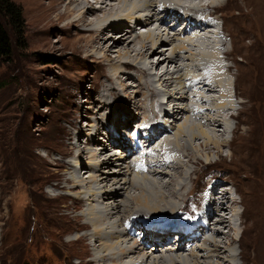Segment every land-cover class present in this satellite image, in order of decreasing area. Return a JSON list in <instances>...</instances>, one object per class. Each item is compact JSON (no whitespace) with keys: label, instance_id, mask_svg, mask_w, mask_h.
Here are the masks:
<instances>
[{"label":"rangeland","instance_id":"1","mask_svg":"<svg viewBox=\"0 0 264 264\" xmlns=\"http://www.w3.org/2000/svg\"><path fill=\"white\" fill-rule=\"evenodd\" d=\"M12 1L22 10L25 39L21 44H16L13 39L15 43L13 59L9 63L0 64V264H94L95 256H99L96 253V247L100 248L101 246L99 240L96 239V234H93L94 227L88 221L87 214L90 207L87 199L91 196L94 199V191L98 188L93 182L90 186L91 192L86 190L87 185L74 189L73 184L75 183L72 176L89 182L90 176H92L90 169H92V172L94 171L93 174L95 175L97 166L94 165V161L90 164V167H87L86 162H90L91 153H95L97 156L100 155L102 152L100 147H104L101 145L106 144L103 140L110 135L108 131L112 126L111 121L119 115L123 116L122 120L124 121L129 122L132 120L129 129L118 127L120 136L127 135L128 137V133L134 134L137 131V126H139L137 122L143 118L150 122L149 126L151 127L156 124V120L162 121L163 126L166 123L168 124L167 127L170 130L165 131L167 133L165 138L170 141L169 152L175 151L174 160H180L179 164L182 163L186 168L184 169L185 176L179 179V182L184 183L186 188L182 192L183 197L181 196V199L173 200L176 207L183 208L185 205L192 211L196 201L203 202L204 196L202 193L204 190L209 185L212 186L216 180L219 183L218 188H216L218 194L223 192L227 185H230L228 187L230 189L229 195L240 202L239 208H236L239 215L235 218L236 227L231 225L235 228L234 231L227 228L223 229L226 236L218 241L221 242L220 245L222 244L223 248L236 241V245L232 247L234 255L227 254L225 256L230 264L231 262H234L233 264H251L256 255L255 230L253 227L256 226L259 208L261 210L264 208V68L259 69V65L264 66V50H262L264 49V0H214L215 3H218L216 6L214 5V10L211 11L214 17H217L214 22L223 23L224 31L223 37L221 36V41L224 42L221 48L224 49V52L223 56L219 52L221 59L218 64L223 67H231L229 76L225 73L224 77L226 75V80L229 79L233 82L229 101L230 104H233L232 108L235 114L232 118L231 116L226 118L224 128L218 130V133L212 131L208 126L206 127L205 121H200V117L198 119L197 116V119H195V114L190 115L189 121L185 124L186 116L178 117L176 124L172 123L175 119L165 116V114L172 111L173 105L171 103L173 102L166 94L168 90L163 88L161 82H158L157 79L167 68L165 70L163 68L158 69V71L153 70L151 73L154 76L151 75L148 78L144 76L145 78L139 80L142 77L140 70L129 67L124 74V78L128 79L130 77V79L124 81L128 86V90H123L127 88L125 83L117 79L114 82L116 85L113 84L114 89L106 91L105 87L109 85L108 80L111 81L114 76L112 65L120 60L134 62L135 54L132 53L120 59L117 53L118 50H116L109 58L111 64L102 57L103 51L91 47H82L84 43L82 44L80 39L86 34L88 27L74 26L68 28L65 25H33L35 13L31 11L27 0ZM90 1L94 4V7L99 6L96 3L97 0ZM135 1L138 3L139 9L143 10V3L145 2V5L146 3L149 4L151 0H143V3H139L142 0H130L126 8H130L132 2ZM169 1L161 0L166 4L171 2L169 4V6H172L171 8L176 5L179 7L182 3L187 6L183 1L181 4H176L178 1L174 0V6L172 5L173 2ZM42 4L46 6L48 0H43ZM110 4H117V1H112ZM177 12L178 15L182 14L181 11ZM134 16L138 17L139 15L135 13ZM257 18L261 19L258 20ZM203 20L206 21V19ZM155 25L158 28L157 22ZM121 26L126 33L129 32L128 35L133 34L132 39L136 37V39L141 40V36L147 33L144 32L147 30H143L144 26L138 25L137 22ZM122 29H118L113 33V39L107 40L109 42L106 46L118 40L117 35L124 32ZM178 29H180V26ZM163 30H166V27H163ZM180 30L182 31V29ZM172 35L171 33L170 38L173 37ZM187 36L191 37L190 35ZM187 36L182 35L178 37L179 40L169 45L167 55H170L174 45L175 47L180 46V40H189ZM259 36H261V39ZM111 40L112 42H110ZM193 41V45L204 47L202 41L197 42V39ZM200 51L196 47H188L187 51L179 53L180 56L184 57L179 61V66L191 68L188 71L189 73L186 74L185 71H181L182 68L180 67V72L183 75L182 81H175V90H179V88L181 90L180 82H185L183 77L186 75L195 76L196 73L197 75L199 72L205 74V72L212 70L211 62L215 60L211 62L202 60L198 55ZM227 51H229L228 61L224 59V57L226 58L224 54ZM157 56L158 54H154L147 61L137 60L135 62L138 68H146L150 64L154 63L155 65L157 63ZM191 56L193 62L188 59L190 57L191 60ZM195 66L196 68H193ZM174 69L175 66H171L168 70L173 73ZM232 71L237 72L233 73ZM194 72L196 73L194 74ZM189 77L186 79H189ZM235 79L240 83L236 81L237 83L234 86ZM202 80L205 81L204 78ZM146 81L147 83H145ZM139 83H143L142 88H140ZM206 83L213 84V81L208 80ZM152 85L159 92L163 91L165 93V95L163 93V95L157 97V102H162L160 107L153 106L152 102L156 101L143 98V93H147L148 89L153 87ZM139 88L142 93L137 96L136 92ZM184 89L180 92L183 95L188 93L187 95L190 98L188 102L180 104L182 107H188L192 110V107L198 101V91L188 92ZM209 90L205 91L206 98L203 100L205 104H208L203 105V107L211 109L210 113L216 117L212 111V101L218 97V92L216 88L212 92ZM130 96H137V98L131 103L128 100ZM260 96L262 97L260 98ZM104 99H107V101ZM193 99L196 102H193ZM250 103L253 104L250 105ZM156 113L158 117L155 116ZM225 113H229V110H226ZM190 124L195 125L196 129L194 131L191 130V127L188 128ZM173 127L174 130H171ZM180 127H182L183 134H185L184 136L180 134L176 139ZM221 132H224L223 136ZM203 133L210 135L218 146L215 144L212 146L211 143H208L205 148V143L208 141L202 136ZM193 134L195 137L197 136V140H192ZM94 137L98 138V141H94ZM140 138L144 140L146 137L142 135ZM115 142L118 143L117 140ZM224 142L225 147H222L221 144ZM178 144L180 147H178ZM160 145L163 144L160 143ZM185 145H189L190 148L187 149L186 147L185 149ZM110 149V151L106 150L107 154L100 155V160L101 157L105 160L109 153L111 156L116 154L114 164L103 169L108 171L109 174H113L117 171L116 163L124 162V152L129 147L127 146L124 150H117L118 148L113 147ZM186 153L190 155L194 153L196 158L190 156L189 160ZM148 158V161H153V158L155 160L157 158L156 153L152 152ZM109 159L106 158V160ZM128 159L130 170L124 169L126 172H120V177H118L122 186L113 188L119 194L113 199L116 201L115 204H125L126 197L134 194V190L131 188V190H127L129 184L124 185V181L135 178L139 185L147 187L149 180H155L153 176L149 175L151 169L145 167L147 162L140 164L138 161L139 163L134 164L132 155ZM123 167H126V164H123ZM139 167H141L142 174L139 173L138 175L137 172H140ZM165 170L169 172L168 175L175 173L172 169L166 168ZM145 171L148 173H143ZM117 174L115 173V175ZM212 178H214L213 181ZM170 184H168V187ZM149 193L147 191L145 194L148 195ZM167 196H169L168 193ZM100 202V204L95 203L96 206L105 207L107 204L111 205L113 203L112 201L103 202V200ZM128 204V211H121L122 214L120 213L119 217L110 215L113 218L111 221L118 224L117 232H123L125 240L127 241L130 238L128 241L134 247H137L135 239L129 235V228H133L136 226L135 223H138L139 228L145 231L143 227L151 217L146 218V212L148 211L145 208L137 207L132 200H129ZM161 210H170V208ZM100 212L98 210L95 213L99 214ZM127 212H131L133 215L126 216ZM91 213L94 214V210ZM141 214L144 215L141 216ZM172 215L174 216V214H168V216ZM184 215L186 219L183 217ZM168 216L156 215L151 219V222L169 218ZM190 217L191 215L187 213H180L176 215L175 219L179 222H186ZM127 221L129 223L125 227ZM175 225L177 227L181 226L177 223ZM148 230L146 229V231ZM233 235H235L236 240L233 239ZM209 236H212V234L204 237L208 238ZM152 241L150 239V242ZM171 241L168 240L165 244L168 245L172 243ZM141 243L149 244V240L147 243H144V241H141ZM197 243L198 246H201L203 241L198 240ZM146 246L147 249L144 252L148 251L149 256L151 252H154V249H151L154 246L152 244ZM184 246L187 254L192 252L191 248H195V245L186 244V242ZM163 249L162 254L161 252L158 253L160 257L169 253V251H165L167 249ZM144 255L146 254L144 253Z\"/></svg>","mask_w":264,"mask_h":264},{"label":"bare ground","instance_id":"2","mask_svg":"<svg viewBox=\"0 0 264 264\" xmlns=\"http://www.w3.org/2000/svg\"><path fill=\"white\" fill-rule=\"evenodd\" d=\"M42 1L43 0H27L28 5L31 8V11H33L35 13L33 25H53V26L54 25H65L68 28H71L74 26L81 27V28L82 27H88L89 29L86 30V34L80 39L81 43L82 44L84 43V45H82V47L83 48L91 47V48H94L96 50L103 51L102 57H104L106 59V61H109L110 63H111V60H109V58L111 57L113 52L115 53L116 50H118L117 53H118V57L120 59L127 57L128 55H130L132 53L135 54L136 60L134 59L133 60L134 62H131V61L127 62V61L120 60V61H118L112 65L114 76H113V79L111 78V81L108 80L109 85L105 87L106 91L114 89L113 84L117 79L121 80V82L122 81L124 82L125 80L130 79V77H128V79L124 78V74L126 73V70L129 69V67L137 68L140 70L139 72H141L140 74L142 75V77H140V79L138 78L139 80H141L144 76H147V78L151 77V75H153L151 73V71H153V70L158 71V69H160V68H163V70H165L167 68L166 71H164L163 74L160 76V78L157 79V81L161 82V86H163V88H166L168 90L166 94L169 95V97H170L169 99H171L173 102V103H171L173 105L172 111H171L172 115L170 116L171 112L165 114V116L167 118L169 117L170 119L171 118L175 119L172 123L176 124L178 117L186 116L187 118L185 119V122H184V124H185L189 121L190 115H192V114L196 115L197 114L198 119H199V117L201 119L200 121H202V122L205 121L204 123H205L206 127L208 126L209 128H211L212 131H216L218 133V130H220L221 128H224V121L226 120V118H229V116H231V118L233 116H235L233 108H232L233 104L231 103L232 104L231 105L230 101H229L230 95H231V90L233 87V82L230 81L229 79L226 80V77H224L225 73H227V75L229 76V72H231V67L230 66L229 67L228 66L223 67L221 64H218L220 59H221L219 52L214 51V50H208L204 47H198L195 44L193 45V43H194L193 40L196 39L194 36H196V35L193 33L192 30L202 29V31H203V29L207 30L208 28L212 27V26H210V23L207 21V20H209V19H207L208 17L214 18L215 20H217L216 19L217 17L215 18L214 14L211 12L212 9L214 8V5L216 6V4H218V3H215L214 0H193L192 2L187 4V6L183 5V3H182V1L185 2V0H177L178 2L175 1L176 4L182 3L181 6H179V7H177V5L175 6L177 9L175 7L171 8L172 6H169V4L171 3L170 1L173 2L172 3L173 6L175 5L174 0H170V1L168 0L170 2L169 4L163 3V2H161V0H151L149 2V4L146 3V5H145V2L142 0V1H139V3L144 2L143 7H142L143 10L139 9V7H138L139 5H138V3H136V1L132 2L131 7L129 6L130 8H126L127 3L130 0H99V1L97 0L96 3L99 5L97 7H94V4L90 0H48V4L46 6H43ZM112 1H117V4H110V2H112ZM197 1L199 2L198 6L191 5V3H194ZM147 7H148V9H146ZM144 9H146V10H144ZM177 11H179V12L181 11L182 14L178 15ZM113 13H115V14H113ZM135 13L139 16L135 17L134 16ZM199 15L201 17L204 16V19H206V21H204L201 17H199ZM254 16H255V13H254ZM257 19L259 20L261 18H257ZM132 22H137L138 25H143L144 26L143 30H147V31H144L145 33L147 32L146 35L141 36L142 38L140 37L141 40L136 39V37L134 39H132L133 34L128 35L129 32L126 33L125 30L122 29L123 27L121 25L132 24ZM156 22L158 24V28L155 25ZM182 22L188 23V25L184 24V25H187V27L182 29V31H184V32H182L180 29H178L179 26H182L181 25ZM258 23H259V21H258ZM163 27L164 28L166 27V30H163ZM202 27H204V28H202ZM148 28H150V29L153 28V29L150 30ZM118 29L119 30L122 29V30H124V32L117 35L118 40L113 41V42L111 40L110 42H112V44L110 43L109 45L106 46V44L109 42L107 40L113 39L112 38L113 33ZM171 33L173 34L172 35L173 37L170 38ZM191 34H193V36ZM258 34H260V33H258ZM182 35H184V36L190 35L191 37L187 36V37H189V40L188 39L187 40H184V39L180 40L181 41L180 46L177 47L178 45L176 44L177 46L175 47V45H174V47L171 50L172 52L170 51V55H167V52L169 51L168 46L172 45L175 41L179 40L178 37H180ZM255 37H257V36H255ZM259 38L261 39V36H259ZM221 42L224 45V42L223 41H221ZM261 46H262V44H261ZM188 47H196V48L200 49L201 51L199 52L198 55L200 56L199 58H202V60L209 61V62H211L213 60L216 61V62L215 61L211 62L212 66H213L212 67V75L214 73L216 74V76L213 77L212 80H210L209 77L206 76L203 72H199L198 75L196 72H194V74L196 73L195 76H191V74L190 75L188 74L185 77H183V80L185 82H183V83L180 82L181 90H183V88H185L184 90L188 91V92L189 91H198L197 92L198 93V95H197L198 101L196 102L193 99L194 100L193 102H196V104L194 103L195 105L192 107V110L188 107L184 108L180 104V103H184V102L189 101L188 99L190 98V96L188 97V95H187L188 93L183 95V93H181L182 91L180 90V88H179V90L178 89L175 90L176 88H174L176 86L175 85L176 80L182 81L183 75L180 72L181 68H182L181 71H185L186 74L189 73L188 71L191 68V67L190 68L189 67H181V65L179 66V64H178L180 60L184 59V57L180 56L179 53L187 51ZM256 49H257V47H256ZM262 50H264V49H262ZM228 52L229 51L225 52V54H224L226 56V58L224 57V59L226 61L229 60V53ZM154 54H158V56L156 57L158 60H157V63L155 65L153 63V64H150L149 66H147L146 68H144V67L138 68L137 63L135 61H137V60H139L141 62L147 61L149 59V57L154 55ZM189 54H190V52H189ZM191 55H193L195 57V55L193 53H191ZM231 55H232V53H231ZM188 59H189V61L193 62L192 56H191V60H190V57ZM197 59H198V57H197ZM171 66H175V69H174L175 71L173 73H171L170 70H168L169 67H171ZM193 68H196V66ZM263 68H264V66L262 64L259 65V69H263ZM197 69H199V68H197ZM197 71H199V70H197ZM237 71H235V72H237ZM235 72H233V73H235ZM187 77H189V79H186ZM203 78L205 79V81L202 80ZM236 79H235L234 86L238 82ZM208 80L213 81V84L206 83V82H208ZM242 80H245V79H242ZM137 82H139V81L137 80ZM154 82H155V80H154ZM145 83H147V81ZM238 83H240V82H238ZM121 84H123V83H121ZM114 85H116V84H114ZM125 85H126V83H125ZM142 85H143V83H139L140 88L143 87ZM180 85L178 84V86H180ZM126 87L127 88H125L123 90L127 91L128 86L126 85ZM209 87H210V90H209ZM140 88L136 92L137 96H138V94L142 93L140 91ZM214 88L217 89L218 97L215 100H213V101L211 100V101H212V111L216 115V117L210 113L211 109L209 110L208 108L203 107V105L206 106L208 104V103L205 104V102H203L204 98H206V92L205 91L209 90L210 92H212L214 90ZM238 89H239V87H238ZM103 92H105V91H103ZM163 93H164L163 91L159 92L158 89L153 86L152 88L148 89L147 93L146 92L143 93V98L146 100L152 99L153 101H156V102H152L153 106H156V107L159 106L160 107V106H162V102H160V101L157 102V97L159 95L161 96V94L163 95ZM195 93H193V94H195ZM105 94H107V93L105 92ZM241 94H243V93L241 92ZM258 94H259V92H258ZM111 95L113 96V94H111ZM164 95H165V93H164ZM210 95H211V93H210ZM137 96H135V97L130 96L128 98L129 102L135 101ZM207 96H209V95H207ZM213 96H214V94H213ZM256 97L258 98V96H256ZM261 97L262 96H260V98ZM243 98H245V97L243 96ZM222 99H224V100L222 101ZM104 100H102V101H104ZM252 100H254V99H252ZM257 100H259V99H257ZM105 101H107V99ZM167 104H168V102H167ZM191 104L193 105V103H191ZM197 104H199L200 106ZM252 104L250 103V105H252ZM254 107H255V105H254ZM261 107H262V105H261ZM139 108L140 107L138 106V109ZM226 110H229V113H225ZM255 110H256V108H255ZM255 112H257V111H255ZM260 113H261V111H260ZM155 116L158 117L157 113L155 114ZM255 116H256V114H255ZM257 116H258V113H257ZM122 117L119 115L116 118V116H115V118L111 121L112 126H110L111 128L108 131V133H110V135L108 137L106 136L105 139L103 140L104 142H106V144H103L101 146H104V147H100V149L102 151L100 153V155L107 154L106 150L110 151L111 147L118 148L117 150H120V149L124 150L127 148V146L129 147L130 151H128L129 149L126 150L127 153L123 151L125 153L124 154L125 158L123 157L124 162L122 163L120 161L119 163L118 162L116 163V161H115L116 166H117L116 167L117 171L114 172L113 174H109L108 171L103 170L104 168H109L110 166H112L114 164L113 161H114V157L116 156V154L111 156L109 153V155H107V157H106V158H110L109 160H106V158L104 160V159H102V157L100 160V155L97 156V154L91 153L90 159H89L90 162H86V165H87V167H90V164L93 163V161H94V165L97 166V168H96L97 170L95 171L96 172L95 175L93 174L94 171L92 172V169H90L92 176H90L91 178H90L89 182H86L85 179L80 180L77 177L72 176V179L74 180V183H75V184H73L74 189L77 187H80V186L87 185V187H85L86 190L88 192H91L92 189L90 188V186L92 185L93 182H94V184H96V188H98V190L94 191V195H93L94 199L92 198V196L87 199L88 203H89V207H90L88 214H87V216L89 218L88 221H89V224L94 227L93 234L94 233L96 234V239L99 240V243L101 246L100 248L96 247V249H97L96 253L99 256H95L94 264H230V262L227 260V258H225V256L227 254H229V255L233 254L232 247L234 245H236L235 244L236 241L232 240L233 243L231 245H227L224 248L221 246L222 244L220 245L221 242L218 241L219 239L223 238V236H226L223 229L227 228V229L234 231V229H235L234 227H236L235 218H236V216L239 215V213L236 211V208L239 206L240 202L236 201V198L229 195L230 189L228 187H230V185H227L228 189L226 188V189H223V192H221V193L219 192L220 194H218L216 191V188H218V186H219L218 185L219 183L217 182L218 180H216L215 183L212 184V186L209 185L207 187V189L210 188V192L209 193L207 192L205 195V198H204V202H206L205 203L206 206L204 208V214L200 218L198 224L194 223L191 226L184 227L181 231V233L183 234V237H182V239H180L179 243H175L174 241H171L172 243H170L168 245L165 244L168 240H170V239H168L169 235L173 234L176 231H180L179 227H177L175 225L176 223H177V225H184L188 222V221L179 222V220L176 221L177 220V219H175L176 215L180 214V213L181 214L187 213L188 215H191L193 212V209H192V211H190L189 208L185 207V205L183 208H179V206L176 207V205L173 202V200L176 201L178 199H181L182 192L186 188V185L184 183L179 182V179L182 178V176H185L184 169H186V168L184 167V165H182L181 162H180L181 165L179 164L180 160H178L177 158H176L177 160H174L175 156H176V155H174L175 151L169 152L170 151V147H169L170 141H167V138H165V134H167L165 131L170 130V128L168 129V127H167V125H168L167 123L165 124V126H163L162 121L156 120V124L153 127H151V126H149L150 122L143 118V119H141V121L137 122V124H139V126L136 125L138 127L137 131L134 134L128 133V137H127V135H121L120 136V133H118V127H122V128L124 127L126 129H129L128 127L131 124L130 122L132 120L129 122L124 121V120H122L123 119ZM256 124H259V123H256ZM189 127H191L192 131H194L196 129L194 124L188 125V128ZM254 127H256V126H254ZM162 129H164V130H162ZM98 130H100V128H98ZM171 130H174V127ZM124 134H126V133H124ZM180 134H182V136H184V134H185V133L183 134L182 127H180V129L177 131L176 139L180 136ZM249 134H250V132H249ZM142 135H144V137H146L144 140H142V138H140ZM221 135L223 136L224 132H221ZM202 136H204V138H206L208 141L205 143V148L208 145V143L209 144L211 143L212 146H214L213 144L218 146V144L213 141V138H211L210 135L208 136L206 133H203ZM196 137L193 134L192 140H194V139L197 140ZM96 140L98 141V138L94 137V141H96ZM115 140H117L118 143H116ZM219 142H221V141H219ZM143 143H144V146H143ZM160 143H162L163 145H160ZM142 146H143V148H142ZM221 146L225 147V142L222 143ZM251 146H253V145H251ZM178 147H180L179 144H178ZM186 147H187V149L190 148L189 145L184 146L185 149H186ZM200 147H201V145H200ZM232 148H234V147H232ZM152 152L156 153L157 158L155 160L153 158L152 159L153 161H150V160L148 161L147 160V159H149L148 156H150ZM186 152H187V150H186ZM172 153H173V155H172ZM186 154H188L187 159L189 158V160H190V156L193 157L194 159L196 158L194 153H193V155H190L189 153H186ZM131 155L133 156L132 162H134V164L135 163L137 164L138 161L140 162V164L142 162H144V164H145V162H147L146 166L144 164L143 165L145 167L151 169V171L149 172V175L153 176V178H155V180L154 179L149 180L147 187H144V186L142 187L141 185H139L137 183V181H135V178H131L129 181L128 180L124 181V185L127 183L129 184V188H127V190H131V189L134 190V194L133 195L130 194V195H128V197H126V199L124 200V201H126L125 204H122V205L120 203L115 204L116 201L113 199L116 196H118L119 194L113 188H116L118 186H122V184L119 182L120 179H118V177H120V172L121 173L126 172V170H124V169L130 170L131 167L128 164L130 162L128 158H131ZM171 155H172V157H171ZM196 161H197V159H196ZM78 163H80V162H78ZM123 164H126V167H123ZM140 166H142V165H140ZM166 168L172 169L175 173L172 175L171 174L168 175L169 172H167L165 170ZM138 169L140 171L141 167H139ZM87 173H89V172H87ZM115 173H118V174L115 175ZM137 173H138V175H139V173L142 174L141 171L137 172ZM171 173H173V172H171ZM140 176H138V177H140ZM213 180H214V178H212V181ZM95 181H96V183H95ZM169 183H171V184L168 187ZM147 191L150 192L148 195L145 194ZM167 193L169 194V196H167ZM102 200H103V202L104 201H107V202L112 201L113 203L111 205L107 204L105 207L96 206L95 203L100 204L101 203L100 201H102ZM129 200H132L133 203L135 205H137V207L145 208L148 211V212H146V215H147L146 218L149 219V216L151 217L150 220H147L144 227L142 226L145 231H142V228L141 229L139 228L138 223H135L136 226H134L133 228H129L130 234L129 233L128 234L130 236H133V238L135 239V244L137 243V245H138L137 247H134L128 241L130 238L126 241L125 240L126 238L122 234L123 232L122 233H119V231L117 232V229H118L117 225L118 224H116V222L111 221L113 219V218H111V216L119 217L120 216L119 214L121 213V211H128L127 206L129 205L128 204ZM189 201H190V199H189ZM93 204H94V206H93ZM113 205H114V208H113ZM186 205H187V203H186ZM166 208H170V210H161V209H166ZM177 208H179V209H177ZM90 210L91 211L94 210V214L91 213ZM98 210L101 212L99 214L95 213V212H98ZM102 211H103V213H102ZM141 211H143V210H141ZM132 212L135 213L134 211H132ZM217 212H219V213H217ZM220 212H221V214H220ZM169 213L174 214V216L173 215L168 216ZM155 214L157 216H163V217L168 216L169 218H165L163 220L159 219L157 222H155V221L151 222V219L153 217H156ZM131 215H133L131 212H127L126 216H131ZM143 215L141 214V216H143ZM216 216H217V218H216ZM170 220H172V221L168 222ZM128 223H129L128 221L125 223V227ZM163 225H169L170 227H172L173 230L167 229L165 232H162L160 235H155L156 231L160 230L161 226H163ZM231 225H233L234 227H231ZM255 225L256 226L253 227V229L255 230L254 231V238H255L256 255H255V258L251 261V264H264V208L262 210L259 208L258 215L256 217ZM150 228H151V232H148L150 230ZM146 229L147 230L149 229V230L146 231ZM137 230H139V231H137ZM210 234H212V236H209L210 238L204 237L205 235H210ZM150 239H152L153 241L150 242ZM233 239H235V235H233ZM148 240H149V244H142L141 243V241L142 242L144 241V243H147ZM188 240H190L189 241L190 245L191 244L193 246L195 245V248L190 249V250H192V252L190 251L191 252L190 254L186 253V250H185L186 247L184 246L185 242H187ZM198 240L203 241L201 246H198L199 242L196 244V242ZM220 241H222V240H220ZM150 244H152V246H154L155 248L151 247V249H154V252H151V254L148 256V254H149L148 251L147 252H144V251L147 249L146 245H150ZM163 248L167 249L165 251H169V253L160 257L158 253H160ZM144 253L146 255H144ZM161 254H162V252H161ZM233 263L234 262H231V264H233Z\"/></svg>","mask_w":264,"mask_h":264},{"label":"trees","instance_id":"3","mask_svg":"<svg viewBox=\"0 0 264 264\" xmlns=\"http://www.w3.org/2000/svg\"><path fill=\"white\" fill-rule=\"evenodd\" d=\"M16 44L25 39V25L20 7L12 0H0V64L9 63Z\"/></svg>","mask_w":264,"mask_h":264}]
</instances>
